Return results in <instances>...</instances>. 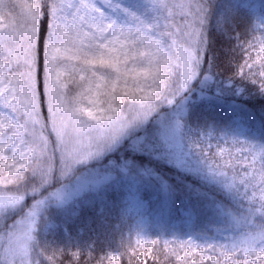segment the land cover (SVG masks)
<instances>
[{
	"label": "snow or ice",
	"instance_id": "snow-or-ice-1",
	"mask_svg": "<svg viewBox=\"0 0 264 264\" xmlns=\"http://www.w3.org/2000/svg\"><path fill=\"white\" fill-rule=\"evenodd\" d=\"M209 12L208 0H0V53L5 39L14 40L7 67L15 61L20 73L0 76V264H57V256L69 264H156L157 247L170 264H264V223L230 245L189 240L170 254L159 240H128L97 256L39 239L45 201L35 195L57 168L66 174L102 156L191 81L214 82ZM260 46L264 52V39ZM255 47L245 41L242 62L225 74L233 94L252 85L264 95V58L251 55ZM228 145L209 139L202 153L208 174L247 201L251 221L264 219V146Z\"/></svg>",
	"mask_w": 264,
	"mask_h": 264
},
{
	"label": "trees",
	"instance_id": "trees-1",
	"mask_svg": "<svg viewBox=\"0 0 264 264\" xmlns=\"http://www.w3.org/2000/svg\"><path fill=\"white\" fill-rule=\"evenodd\" d=\"M245 2L258 3L262 11H249L244 7ZM209 6L206 60L207 66L219 75L214 83L204 86L198 82L192 87L195 91L188 100L187 112L179 119L186 153L163 149L155 133L142 127L130 135V142L112 155L123 166L118 180L137 182L145 198L151 199L147 212L149 238L167 241L169 254L174 247L179 248L174 238L177 230L174 221L180 209L186 206L196 212L198 224L208 229L225 222L246 232L254 223H264L261 218L251 221L247 201L227 188L222 179L209 176L202 155L209 143L202 141L207 131L213 133V147L220 144L228 149L233 140L221 137V133L224 129H233L239 116L251 128L246 143L257 148L264 146V95L252 85L248 94H233V85L225 80V74L232 75L236 65L242 62L241 45L245 41L257 45L251 55L258 62L264 58V52L260 51L264 0H213ZM237 9H240L239 14H236ZM45 30L46 23L41 27L42 38ZM200 93L203 96H199ZM114 188L109 184L87 191L56 209L48 227L39 236L41 242L99 256L117 250L122 242L135 241L133 229L137 218L122 212L120 195ZM155 259L156 264H170L169 255L161 253L158 247ZM57 264L69 262L66 257L57 256Z\"/></svg>",
	"mask_w": 264,
	"mask_h": 264
},
{
	"label": "rangeland",
	"instance_id": "rangeland-1",
	"mask_svg": "<svg viewBox=\"0 0 264 264\" xmlns=\"http://www.w3.org/2000/svg\"><path fill=\"white\" fill-rule=\"evenodd\" d=\"M213 0H208V3ZM236 1V0H234ZM70 3L71 0H66ZM249 11L257 13L261 10L260 6L254 4L247 6ZM71 11V10H69ZM143 11V10H141ZM71 18V17H70ZM177 22H179L177 17ZM260 23L264 26V13L260 16ZM3 35V34H0ZM264 39V32L260 36ZM15 46L14 40H4V52L0 53V61L6 66L0 69V76H16L20 73L16 70L17 64L11 62V67L8 57L9 47ZM20 71H23V66H20ZM200 82L193 80L190 82V90L177 94L168 99L171 102H160L158 105H153L145 114L144 118L136 126H133L115 145L108 149L102 156L93 158L85 163L73 165L71 170L66 174H62L57 168L49 183L42 185L35 195V199H43L44 206L41 209V222L39 236L44 229L48 227L50 219L53 217L56 209L63 207L70 201L81 197L85 192L95 190L101 186L113 184L114 189L120 195V204L122 212L130 216L136 217V227L133 229L134 240L137 238L150 241L148 227L150 218L146 214L151 206V199L145 198L143 192L138 188L137 182L124 183V178L118 180L119 173L123 169L116 157L112 155L127 141L130 142L131 134L137 132L143 127L144 130L153 131L155 136L161 141L163 149L173 153H186V147L183 142V136L180 127V116L187 112L188 100H191L192 94L195 91L192 87ZM214 83V82H210ZM217 87V83H215ZM199 96H203L201 93ZM2 111V109H0ZM23 119V118H21ZM142 129V130H143ZM251 129L244 122L243 117L237 118V124L233 129L222 130L221 137L231 140L247 141L250 136ZM213 136L212 131H207L203 134L202 141L208 143ZM128 139V140H127ZM212 141V140H211ZM255 146V145H254ZM42 160V158H40ZM43 166V165H41ZM120 171V172H119ZM33 203V198L26 201L28 206ZM11 223V221H9ZM177 231L175 232V242L179 247L181 242L193 241L201 246L213 245H230L234 240L238 239L245 232H240L238 226H233L228 223H221L212 229H208L197 224V216L192 207L186 206L180 209L179 217L175 220ZM187 252V248H185ZM46 261H44L45 264ZM260 264V262H256Z\"/></svg>",
	"mask_w": 264,
	"mask_h": 264
}]
</instances>
